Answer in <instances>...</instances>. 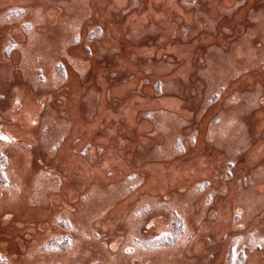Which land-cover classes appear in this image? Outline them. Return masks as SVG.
Segmentation results:
<instances>
[{"label":"rangeland","instance_id":"obj_1","mask_svg":"<svg viewBox=\"0 0 264 264\" xmlns=\"http://www.w3.org/2000/svg\"><path fill=\"white\" fill-rule=\"evenodd\" d=\"M77 1V3H88L90 0ZM204 1L186 0V3L199 5ZM249 1L238 0L229 9L221 11L226 16L231 15L238 8L246 6ZM255 1L262 0H253ZM143 4V0H134L131 9L141 8ZM155 6L159 5L155 4ZM1 10L3 13L0 14V27L18 22L16 32L24 33L21 39L17 35L8 34L3 40L2 56L10 58L27 39L26 32L34 31L41 23H33L27 18L31 9L26 2L0 3ZM89 17L90 14L84 15L77 26L70 27L74 35L65 47L69 50L71 46L82 42V51L85 55L92 57L94 55L91 47L93 41L105 32L106 36H109V33L101 25L90 26L84 23ZM246 18L255 23L247 30L250 33V39H257L259 43L252 49L247 48L243 42H234L232 49L237 50L238 45H243L240 54L230 55V52H226L219 55L218 60L221 63L219 88L214 91L211 86L205 87L207 92L205 100L192 120H173L172 118L166 121L161 115L164 111L163 107L157 106V109L148 112L147 117L151 119V122L148 121V126H143L142 124L145 123L143 122L128 127L129 129L118 127L113 133L106 126H101L100 137L110 138L109 141L100 142L95 140L92 134H81L79 131L75 136L70 134L71 129L76 127L75 122L63 118V111L58 110L47 97H44L45 101L42 103L44 115L40 120L32 122L34 125H39L40 137L37 141L35 140L36 142H30L15 136L8 130L7 128L14 124V119L0 113V264H21L19 261L25 257L31 259L32 264H214V260H218L217 264H264V191L258 189L264 185V159L250 167L254 161V152L258 148L261 149L257 145L256 135L254 136L253 132L258 111L264 107V81L257 78L244 83L240 82V78L251 69L261 71L264 76V54L258 59L256 57L261 45L264 46V5L255 11L252 7L249 8ZM83 27L87 30L85 41H82L83 36L81 37L80 34ZM159 27L160 23L154 29L157 30ZM147 28L150 30L151 25L148 24ZM231 28H224L222 31H229ZM141 30L144 28L142 27ZM182 30L187 33L186 28ZM126 37L128 38L129 35ZM138 38L143 36L140 35ZM153 43L152 39L147 41L149 46ZM199 45L194 47L195 50L191 53L189 61L185 63L187 66L199 60L206 61L203 55L208 48L200 52ZM120 46H123V43ZM120 48L108 49L105 53L109 50L119 52ZM145 48L141 50H144L143 54L147 55L143 58L145 63L141 64L137 61V71L128 75L125 80L136 77L140 70H143L145 75H149L147 72L150 69L148 70V66H145L146 63L163 68V64L169 58V54H163L160 59L154 60L155 56L148 55ZM48 50H50L49 47L46 52L41 49L35 50L32 61H29L24 69L30 78L34 77L37 91L46 92L47 95L50 94V90L61 88L72 79V64L75 71L82 77L86 78L89 75L91 67L87 63H91L90 60L79 61L80 63L77 64L67 60L65 55L56 58L49 54ZM242 58L247 59L250 65L245 68L237 67L236 63ZM96 59L97 57L94 61ZM215 63L210 60L209 65L202 70L213 73ZM177 65L178 63H175L174 67ZM9 70L17 73L21 69L17 65L13 67L12 62ZM171 70L172 67L167 66L165 72ZM118 75V72L112 73L113 78ZM120 75L121 79L116 83L124 81L125 73ZM142 81L146 83L147 80ZM8 82L22 83V79L18 80L13 75L8 78ZM153 82L155 95L169 93L179 95L180 98L184 97L182 96L183 88L179 84L180 77L168 82L159 79ZM215 83L216 80L211 81L212 85ZM230 85H240L227 104H224L231 109L225 115L216 113L210 117L207 125H211V129L206 134V144L196 153V155L205 154L206 163H208L209 155L213 153H218L222 157L217 159L211 174L194 180L190 192L187 193H183L182 189H180L181 192L170 189L168 182L164 183V193L153 194L152 191H143L142 188L147 181V174L144 173L145 165L163 160V164L167 167L178 156L189 153L190 148L198 143L199 121L208 108L220 100ZM137 89L130 88L127 92L137 93ZM75 91V88H71L69 94ZM198 92L190 90V95L197 96ZM190 95L187 94V99L191 98ZM5 97L0 75V101ZM114 105L118 106L119 101L114 102ZM21 106L22 101L16 99L15 109L18 110ZM111 123L119 125L125 124L126 121L112 119ZM189 128L193 131L187 132ZM140 132L150 139L160 133L171 136L174 140L170 144L167 141L156 144L153 149L155 154L147 158L127 161L122 173L112 164L106 169V175L99 174L91 177L92 186L86 183L69 186L73 189L68 190V195L77 196L79 192L84 193V189L90 186V189H98L97 182H102V179L108 182L105 186L106 190L103 189L105 191L89 190L77 197L70 209H63L61 206V210L53 215L47 226L48 221L45 217L40 218L37 214L35 216L37 222L34 225V223H28L27 212H19L20 196L24 195L28 186L31 185L33 188L32 194L27 197L30 205L56 208V204L51 201V196L64 193L65 186L74 179L85 178L77 168L76 162L72 160V156L80 159L88 157L90 166L100 165L103 163L102 156L107 152L110 140L118 141L120 137H138ZM255 134H259L260 140L264 141V126ZM70 136H73L72 143L66 148ZM82 141H85L84 145L78 148ZM117 141L114 142L115 145ZM14 147L36 149L32 163L35 167L40 166V170L38 177L32 182L26 179L31 162L26 163L25 168L14 167L18 158V153L12 151ZM129 148L128 144L123 145L118 151L119 155L127 154ZM140 149L144 150L145 146L141 145ZM62 151L67 159L69 157L70 164L68 161L65 163L59 161L58 155ZM193 155H188L189 158H178L179 165L183 166L185 160H191ZM108 159L111 160L112 155H109ZM169 172L166 170L164 176H167ZM121 174L122 177L115 180ZM118 180H120L119 185L116 183ZM231 180L238 182V188L233 199L228 201ZM137 192L139 197L127 216L129 221L114 226V232L110 235L111 228L102 226L101 221L107 220L122 199ZM99 199L104 202L102 207L94 213L86 211L84 202L91 203ZM77 215L85 218L83 222ZM161 221L162 225L158 226L157 224ZM9 222H12V225L9 226ZM42 223L43 230L39 227ZM28 225L31 226L25 227L22 232L16 228V226ZM217 231V237H215L214 234ZM37 233H40L39 237ZM28 236L30 240L26 239ZM93 242L100 247L102 255H97L98 249L94 244L89 245ZM195 242L199 243V250L205 248V254L189 259L184 251L187 252ZM27 243L34 245L31 248L26 247L23 251L21 245ZM177 251L183 252L180 257H177Z\"/></svg>","mask_w":264,"mask_h":264},{"label":"bare ground","instance_id":"obj_2","mask_svg":"<svg viewBox=\"0 0 264 264\" xmlns=\"http://www.w3.org/2000/svg\"><path fill=\"white\" fill-rule=\"evenodd\" d=\"M143 1L144 4L141 8L131 9L134 0H90L88 3H77V0H0L1 4L11 2L28 3L31 10L27 18L32 20L33 23H41L34 31L26 32L27 35L25 36L27 39L23 41L21 48L15 51L10 58L2 56L1 48L3 40L8 34L17 35L21 39L24 33L16 32L19 25L18 22L10 26L0 27V75L2 89L6 93V97L0 101V113L14 119V124L7 129L23 140L36 142L40 137V127L39 125H34L32 122L40 120L44 115V108L42 106V103L45 101L43 100L44 97H47L58 110L63 111V118L75 122L76 127L71 129L70 134L75 136L78 131L81 134H92V137L100 142L109 141L110 138L108 136L100 137L101 126H106L111 133L118 127L129 129L128 127H133L143 122H145L142 124L143 126H148V121L151 122V119L147 117L148 112L157 109V106L163 107L164 111L161 115L165 117L164 120L166 121L172 118L173 120H192L205 100L207 94L206 88L211 86L214 91L219 88V81L221 79L219 55L221 56L226 52H230V55L240 54L243 50V45H238L236 47L237 50H235L232 49L234 42H243L247 48L252 49L259 43L257 39H250V33L247 30L248 27L254 26L255 23L248 20L246 16L249 8L252 7L253 11H255L264 5V0L260 2L250 0L246 6L238 8L233 14L227 16L221 10L229 9L238 0H205L199 3V5H189L186 3V0ZM155 4L159 6H155ZM2 10L0 14L3 13ZM87 14H90V17L84 23L90 26L101 25L109 33V36H106L105 32V34L93 41L91 47L94 55L92 57L85 55L82 51V42L76 46H71L69 50L65 47L66 43L72 40L74 35L70 27L77 26L81 22L80 19ZM221 16L223 17L219 19ZM158 23H160V27L156 30L154 28ZM148 24L151 25L150 30L147 28ZM142 27L144 30H141ZM228 27L232 28L229 31H222V29ZM183 28L187 29V33H184ZM8 30L9 32H7ZM86 33L87 30L84 27L81 28L82 41L86 40ZM128 35L129 37L127 38L126 36ZM140 35L143 38H138ZM150 39L154 40L151 46L147 45V41ZM122 43L123 46H120ZM196 45H199L200 52L208 48V51L203 55L206 61L204 59L199 60L195 64L187 66L185 63L189 61ZM48 47L50 49L48 53L54 55L56 58L65 55L67 60H71L77 64L80 63L79 61L86 62L90 60L91 63H87L91 67L89 75L86 78L82 77L81 74L75 71L74 64H72V79L61 88L52 89L49 91L50 94L47 95L46 92L37 91V83L34 77L31 76L30 78L24 69H26L28 62L32 61L35 50L41 49L46 52ZM62 47L63 50H61ZM118 47H121L119 52L109 50L108 53H105L108 49ZM143 48H145L148 55L153 54L155 56L153 57L154 60L160 59L163 54H169V58L166 59L162 66L163 68L160 66L153 67L146 63L145 66H148V70L150 69L147 72L149 75H145L144 71L140 70V72H137L136 77L125 80L128 75L134 74L137 71L138 62L141 64L145 63L143 58L147 55L143 54L144 50L141 51ZM263 54L264 46L261 45V49L256 54L257 59L263 56ZM98 56L102 57L99 58ZM95 57H97L96 61H94ZM210 60L216 62L215 71L213 70V73L204 72L202 69L209 65ZM12 62L13 67L17 65L21 69L17 73L9 70ZM175 63H178L176 67H174ZM236 65L239 68H245L250 64L247 59L242 58ZM167 66L172 67L170 72H165ZM116 72L119 75L113 78L112 73ZM121 73H125L123 77L124 81L116 83V81L121 79ZM199 73H203L204 75L201 76ZM13 75L18 80L22 79V83L8 82V78ZM176 77H180L179 84L183 88L182 96L184 97L180 98L179 95L169 93L155 95L153 81L159 79L168 82ZM257 78L264 81L261 71L251 69L240 78V82L244 83L245 81ZM142 80L147 81L144 83ZM212 80H216L214 85L211 84ZM238 87L240 85H230L227 87L220 100L208 108L199 121L198 143L190 148L189 153L178 156L167 167L163 164V160L149 162L145 165L144 173L147 174V181L142 188L143 191H152L154 192L153 194L164 193V183L168 182L170 189L177 191L182 189L183 193H187L190 192L194 180L211 174L217 159H222V157L218 153H213L209 155L208 163H206L205 154L200 153L196 155V153L206 144V134L211 129V125H207L208 120L210 117L216 115V113L225 115L231 109L229 108L230 106L227 107L224 104H227L233 92L239 89ZM71 88H75L76 91L70 95L69 91ZM130 88H138L137 93H128L127 91ZM190 90L197 92L200 90V92H198L197 96H191ZM187 94L191 96L190 99H187ZM16 99L22 101V106L18 110L14 107ZM59 101L63 102V104ZM117 101H119V105L115 106L114 102ZM256 118L257 121L253 135H256L257 145L261 149L258 148L254 152V161L250 167L255 165L259 160L264 159V141L260 140L259 134H255V132H259L264 126V107L259 109ZM112 119H122L126 123L118 125L111 123ZM189 131H193L192 128L187 129V132ZM140 133L138 137H120L118 141L115 139L110 140L109 148L102 156L103 163L100 165L90 166L88 157L80 159L77 156H72V160L76 162L77 168L85 178L74 179L69 182V185L65 186L64 193L53 194L51 196V201L53 204H56V208L46 205L39 207L30 205L27 197L32 194L33 188L31 185L28 186L25 191L26 193L24 192V195L20 196L18 202L19 212H27L28 223H34V225L37 222L35 220L37 214L40 218L45 217V220L47 219L48 221L46 223L47 226L53 215L58 210H61V206L63 209H70L73 201L87 191L102 192L106 190L105 186L108 182L104 179H102L103 181L100 180L102 182H97L96 187L98 189H90L93 176L96 177L99 174L106 175V169L111 167L112 164L122 173L127 161L147 158L155 154L153 149L156 144L164 141L170 144L174 140V138L171 139V136H164L160 133L151 139L144 135L143 132ZM73 136L69 137L66 148L72 143ZM116 141L118 142L116 143L117 145L114 143ZM83 142L85 141H82L78 145V148L84 145ZM125 144H128L130 148L127 154L120 156L118 151ZM141 145L145 146L144 150L140 149ZM12 151L18 153L14 167L25 168L26 166L24 165L31 162L30 165L28 164L29 168L27 167L28 175L26 179L31 180V182L35 180L40 170V166L35 167L32 163L36 149L14 147ZM62 153L63 151L58 155L59 161H63L64 163L69 162V157L67 159ZM191 154H194L191 160H185L183 166L179 165L178 158H189L188 155L191 156ZM109 155H112L111 160L108 159ZM69 164L64 165L68 166ZM166 170L170 172L167 176H164ZM121 177L122 174L115 178V180ZM119 181H116L117 185H119ZM80 183H86L91 186L84 189V193L81 192L80 194L79 192L77 196L68 195V190L73 189L69 186ZM229 185L230 193L228 201H231L236 194L238 182L231 180ZM258 189L264 191V185H261ZM138 197L139 193L137 192L122 199L114 207L107 220L101 221L102 226L111 228L110 235L114 232V226L119 223L123 224L127 220L129 221V217L127 216ZM84 205L86 211L94 213L104 205V202L99 199V201L91 203L84 202ZM77 217L82 222L85 219L81 215H77ZM11 223L9 222L8 225H12ZM43 225V223L39 224L42 230L44 228ZM157 225L161 226L162 221ZM29 226L31 225L16 226V228L19 232H22L25 227ZM217 233L218 231L215 232V237H217ZM37 234L39 237L40 233ZM26 239L30 240L31 238L28 236ZM92 244L98 249L97 255H102L103 252L97 243H89V245ZM33 245V243H27L26 245H21V249L25 251L26 247L31 248ZM198 246L199 243L195 242L187 252L184 251V253H187L189 259H192L193 256L199 257L205 254V248L199 250ZM182 253L177 251V257H180ZM31 261V259L25 257L19 263L32 264ZM217 263H219L218 260H214V264Z\"/></svg>","mask_w":264,"mask_h":264}]
</instances>
